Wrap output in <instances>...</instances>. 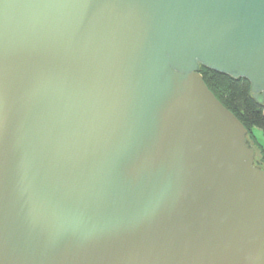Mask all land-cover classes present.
<instances>
[{
    "label": "water",
    "instance_id": "1",
    "mask_svg": "<svg viewBox=\"0 0 264 264\" xmlns=\"http://www.w3.org/2000/svg\"><path fill=\"white\" fill-rule=\"evenodd\" d=\"M202 66L264 103V0H0V264H264Z\"/></svg>",
    "mask_w": 264,
    "mask_h": 264
},
{
    "label": "trees",
    "instance_id": "2",
    "mask_svg": "<svg viewBox=\"0 0 264 264\" xmlns=\"http://www.w3.org/2000/svg\"><path fill=\"white\" fill-rule=\"evenodd\" d=\"M201 72L209 88L247 127L248 138L256 150L258 148L263 154L264 163V149L256 135V128L264 132V103L257 101L251 95V83L246 78H234L204 66L201 67ZM256 164L261 166L257 162V156Z\"/></svg>",
    "mask_w": 264,
    "mask_h": 264
},
{
    "label": "rangeland",
    "instance_id": "3",
    "mask_svg": "<svg viewBox=\"0 0 264 264\" xmlns=\"http://www.w3.org/2000/svg\"><path fill=\"white\" fill-rule=\"evenodd\" d=\"M256 135H257V140L259 144L263 147L264 149V132L258 128H256ZM263 154L259 151L257 148V162L261 164V166H264V163L262 161Z\"/></svg>",
    "mask_w": 264,
    "mask_h": 264
}]
</instances>
